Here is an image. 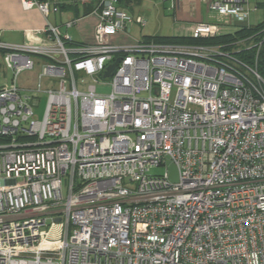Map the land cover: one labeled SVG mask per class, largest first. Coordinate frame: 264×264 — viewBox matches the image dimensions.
<instances>
[{"label": "built area", "instance_id": "built-area-1", "mask_svg": "<svg viewBox=\"0 0 264 264\" xmlns=\"http://www.w3.org/2000/svg\"><path fill=\"white\" fill-rule=\"evenodd\" d=\"M115 3L93 9L92 43L48 22L21 44L0 39V264H264V79L232 47L243 40L116 45L145 20ZM208 8L248 25L246 0ZM221 27L197 22L189 37ZM39 62L36 87L21 89Z\"/></svg>", "mask_w": 264, "mask_h": 264}, {"label": "crops", "instance_id": "crops-1", "mask_svg": "<svg viewBox=\"0 0 264 264\" xmlns=\"http://www.w3.org/2000/svg\"><path fill=\"white\" fill-rule=\"evenodd\" d=\"M21 1L0 0V39L3 42L21 44L25 41L26 30L43 28L47 22L59 26L76 42H93L97 18L92 11L99 0H37L48 3L47 15L42 14L35 6L24 8ZM208 1L116 0V7L132 17H142L145 24L130 23L125 31L112 35L109 38L110 42L116 45H134L139 41H153L154 37L189 36V28L197 22L222 24L223 34L232 33L246 24H229L227 18L208 8ZM246 4L249 8L247 24L254 26L261 23L264 20V0H246ZM73 20L75 23L70 27L64 25L67 21ZM39 65L40 62L33 68H38L35 84L19 81L22 73L19 74L17 85L21 89L28 90L36 87L40 72ZM51 85H55L53 79H41V87L47 88Z\"/></svg>", "mask_w": 264, "mask_h": 264}, {"label": "trees", "instance_id": "trees-1", "mask_svg": "<svg viewBox=\"0 0 264 264\" xmlns=\"http://www.w3.org/2000/svg\"><path fill=\"white\" fill-rule=\"evenodd\" d=\"M152 39L155 42L162 43L189 44H231V42L243 40L245 44L239 48L238 57L249 66L255 67L258 74L264 79V20L257 25H243L232 33L213 37L194 39L189 36H168L154 37Z\"/></svg>", "mask_w": 264, "mask_h": 264}, {"label": "rangeland", "instance_id": "rangeland-1", "mask_svg": "<svg viewBox=\"0 0 264 264\" xmlns=\"http://www.w3.org/2000/svg\"><path fill=\"white\" fill-rule=\"evenodd\" d=\"M244 44H245V41L240 42L238 44H235V46H233V47H234V49H239ZM37 70H38V68L36 67L32 71L22 72V74L20 75L19 81H22V82H25V83L31 84V85L35 84V78H36ZM10 76H11V74L6 69V67L2 61V55L0 53V85L4 84L6 80H9ZM77 77H79V76L77 75ZM85 87H86L85 84H79L80 89H84ZM95 91L97 93L105 94V93H108L110 91V86L108 84L101 85V84L95 83ZM172 99H173V93L170 97V100H172ZM45 102H46V94L41 93L39 96V100L37 101V105H35V107H33L34 108V114L37 118L42 117ZM148 173L153 174V175H160L163 173V168L161 166L152 167ZM63 193L65 194L64 189H63Z\"/></svg>", "mask_w": 264, "mask_h": 264}, {"label": "water", "instance_id": "water-1", "mask_svg": "<svg viewBox=\"0 0 264 264\" xmlns=\"http://www.w3.org/2000/svg\"><path fill=\"white\" fill-rule=\"evenodd\" d=\"M118 61H119V58L117 57V58H115V60L112 63L108 64L106 66L105 71L102 74V77H104V78L109 77L110 73L113 71V69H114V67ZM166 162H168V160ZM169 179L171 181H176V179H177V169L171 163L169 164Z\"/></svg>", "mask_w": 264, "mask_h": 264}]
</instances>
